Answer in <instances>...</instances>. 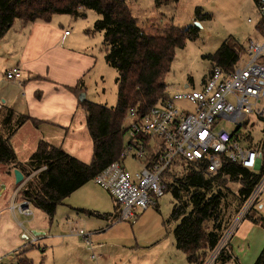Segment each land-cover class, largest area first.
<instances>
[{"label": "trees", "instance_id": "trees-1", "mask_svg": "<svg viewBox=\"0 0 264 264\" xmlns=\"http://www.w3.org/2000/svg\"><path fill=\"white\" fill-rule=\"evenodd\" d=\"M153 3L160 8L176 6L178 0H153ZM87 11L95 12L99 19L86 33L103 35L104 61L117 72L114 107L80 101L93 144L91 163L84 164L61 148L40 142L29 161L19 164L10 139L22 125L28 121L35 125V122L15 115L10 109L6 110L0 122V165L18 170L23 175L26 182L20 192L21 198L50 219L71 194L119 160L126 132L123 122L128 111L133 109L139 116H144L157 103L167 99L164 78L170 70L175 50L183 48L186 41H195L199 37L195 26L186 30L171 26L164 35H146L137 26L130 5L124 0H0V39L16 21L24 25L47 23L55 15L81 19ZM194 18L198 23L209 20L208 15L200 13L199 7L195 8ZM261 25L264 26L262 21L257 28ZM242 54L243 47L229 37L207 59L211 68L219 67L229 73ZM70 91L80 95L85 87L79 82ZM250 140V137L246 138L247 142ZM263 175L264 163L256 172L224 162L216 174L208 176L203 167L187 164L181 159L165 172L162 183L166 186V193L172 197L168 223L175 224L174 245L188 264L207 263L237 211ZM228 185H236L238 189L232 192ZM87 214L108 219L107 215ZM245 220L264 227V218L260 216L249 213ZM225 249L212 264H227L232 259ZM20 263L25 261L21 259ZM254 264H264V250Z\"/></svg>", "mask_w": 264, "mask_h": 264}, {"label": "rangeland", "instance_id": "rangeland-1", "mask_svg": "<svg viewBox=\"0 0 264 264\" xmlns=\"http://www.w3.org/2000/svg\"><path fill=\"white\" fill-rule=\"evenodd\" d=\"M124 1L130 5L137 26L146 35H164L171 26L180 30H186L190 26L198 28L197 40L186 41L183 48L175 50L170 70L164 78L167 99H171L178 91L202 89L204 76L211 69L207 57L214 54L227 38H234L242 47L246 46L250 38L260 40L256 32L260 15L254 0H207L199 8L202 15L209 16V20H202L200 25L191 22L195 8L192 13L185 0H181L178 9H169L168 6L156 8L152 4L148 8L146 0ZM59 16L67 18L66 15ZM68 18L70 19L68 24L64 22L65 29L72 35L87 36L88 38H83L91 41L97 52L102 54L103 35L86 34L99 16L93 11H87L84 18L75 19L70 16ZM247 60L245 53L242 54L238 65L243 66ZM116 77L117 72L105 63L102 54L100 63L87 79L86 100L107 108L114 107L117 101ZM174 105L189 113L194 111V107L185 101H176ZM130 125L131 118L127 115L123 128L127 130ZM217 129H224L230 133L239 129L241 135L250 136L251 142L244 145L259 146L264 159V121L255 114L249 115L245 124L240 127L220 120ZM128 140L126 132L123 143ZM124 166L129 173L141 170V166L129 158L125 160ZM2 169L0 166L1 171ZM228 188L235 192L238 186L228 185ZM9 189L10 187L6 185L5 190ZM70 201L78 206H70L68 203ZM116 205L117 203L92 180L66 199L64 205L56 210L52 220L32 205L29 206L33 213L31 218L2 212L0 263L20 264V260L26 258L30 264H78L77 261L81 264H188L182 253L175 248L173 241L175 225L168 223L172 208L170 194L166 193L154 206L139 213L131 223H114L113 217L106 221L87 214L90 212L114 215ZM250 214L264 218V189L258 195ZM69 215L76 219L82 218L84 223L80 221L71 223L72 219L67 220ZM246 221L243 219L237 224L235 231L240 229L239 237L233 240L232 247L229 244L231 239L225 244V251L234 257L227 264H248L251 261L254 264L264 250V227L253 224L257 232L249 234L247 225L249 221ZM20 224L23 227H20ZM71 230L94 233L92 238L94 261L91 259L92 251L81 239L73 236ZM24 232H29L39 239L32 241L31 236H26ZM81 248L86 249L85 253Z\"/></svg>", "mask_w": 264, "mask_h": 264}, {"label": "built area", "instance_id": "built-area-1", "mask_svg": "<svg viewBox=\"0 0 264 264\" xmlns=\"http://www.w3.org/2000/svg\"><path fill=\"white\" fill-rule=\"evenodd\" d=\"M254 2L260 21L264 23V0ZM257 33L260 40L251 38L246 43L248 60L243 66L237 63L229 73L212 67L204 76L201 90L176 92L171 99L157 103L144 116H139L133 109L128 111L131 118L128 143L123 146L119 160L93 179L119 206L117 223L134 222L137 214L154 206L165 195L163 175L178 159L203 167L208 176L216 174L224 162L238 164L249 171L262 168L261 148L244 145L250 136L241 135L240 131L237 132L239 129L232 133L217 129L220 120L240 127L252 114L264 121L263 25ZM19 73V68H12L6 72L5 78L13 81ZM176 101L188 102L194 111H184L174 105ZM128 158L140 165L141 170L129 173L124 166ZM263 189L264 175L236 213L206 264H212L225 248L237 224L248 216ZM29 206L30 203L24 201L16 209L21 215L30 217ZM77 234L87 245H92L90 234L83 231Z\"/></svg>", "mask_w": 264, "mask_h": 264}, {"label": "crops", "instance_id": "crops-1", "mask_svg": "<svg viewBox=\"0 0 264 264\" xmlns=\"http://www.w3.org/2000/svg\"><path fill=\"white\" fill-rule=\"evenodd\" d=\"M138 1L144 2L145 0ZM205 2L207 0H185L192 13L194 8L204 5ZM150 4L154 5L153 0H146L148 8ZM180 4L181 0H178L176 6H167L169 9H178ZM162 7L164 6L160 8ZM132 15L135 17L133 12ZM60 17L55 15L47 23L35 22L27 25L16 21L10 31L0 39V122L6 110L9 109L15 115L28 117L35 122V125L30 121L22 125L10 139L16 160L22 165L29 161L40 142L59 147L84 164L88 165L92 161L93 144L86 126V115L80 106L79 98L81 95L82 100L87 98L85 87L87 86V79L100 63L102 54H104L103 47L101 54V52H97L91 41L83 38L87 36H82V34L72 35L71 33L65 36L64 32L68 31L65 29L66 23L64 22L68 24L70 19L68 16L67 18ZM191 22L200 25L194 18H191ZM257 30L256 27V32ZM87 35L89 36V34ZM244 53L245 47H243ZM16 67L20 69L18 78L13 81L7 80L5 78L6 72ZM79 82L83 83L85 91L83 94L76 95L70 90L75 88ZM185 88L187 89L188 86ZM127 143L124 142L123 146ZM260 155L264 163L261 152ZM2 168V171L0 170V206H2L0 216L2 212H10L13 215L18 214L27 218L16 209L20 203L26 201L20 196L26 179L24 180L23 177V181L16 184L13 174L14 169L5 166H2ZM6 185L10 187L8 191L5 190ZM112 200L114 201L113 198ZM64 202L60 206H63ZM68 203L72 207L78 206L73 204L72 201ZM118 212L119 206L116 205L114 215L105 214L108 219L97 218L108 221L113 217L117 220ZM69 216L67 220L72 219L71 223L73 221L84 223L82 218L76 219L71 215ZM52 219L49 218V220ZM114 223H117V221ZM247 225H249V234L257 232L252 223L248 222ZM20 227H23L22 224H20ZM78 231L82 230H71V234L81 239L84 245L92 251L91 259L94 261L92 241L94 233H88L91 235L92 244L89 246L78 236ZM239 232L240 229L238 228L231 236L230 247H232L233 240L239 237ZM24 234L28 237L31 236L32 241L39 239L29 232H24ZM81 251L85 253L86 249L81 248ZM23 260L25 263L22 264H30L26 258H23ZM77 263L81 264L79 261ZM248 264H253V261Z\"/></svg>", "mask_w": 264, "mask_h": 264}, {"label": "water", "instance_id": "water-1", "mask_svg": "<svg viewBox=\"0 0 264 264\" xmlns=\"http://www.w3.org/2000/svg\"><path fill=\"white\" fill-rule=\"evenodd\" d=\"M79 99H80V101L83 99L82 95L80 96ZM13 174H14V179H15V183L16 184H19V183H21L23 181V176L18 170H14Z\"/></svg>", "mask_w": 264, "mask_h": 264}]
</instances>
